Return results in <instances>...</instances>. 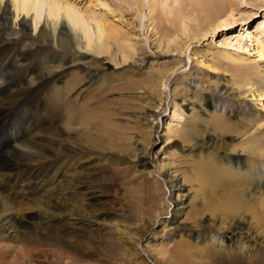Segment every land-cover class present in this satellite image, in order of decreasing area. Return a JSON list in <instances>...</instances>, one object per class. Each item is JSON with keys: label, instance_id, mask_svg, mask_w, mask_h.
<instances>
[{"label": "bare ground", "instance_id": "bare-ground-1", "mask_svg": "<svg viewBox=\"0 0 264 264\" xmlns=\"http://www.w3.org/2000/svg\"><path fill=\"white\" fill-rule=\"evenodd\" d=\"M4 1L0 0V244L14 239L17 241L16 236H42L44 243L56 254L59 264H106L112 261L113 264H264V234L255 235L256 232L246 228L242 221L234 222L232 219L226 223L228 227H222L217 225L220 220L212 214L202 218L204 212L219 209L225 214H242L247 208L251 209L252 199L258 197L261 202L260 216L264 221L263 157H260L261 160L253 158L259 161L244 163L241 158L228 153L230 144L224 138L214 136L217 130L225 128L219 125V120L214 122L209 119L206 122L214 132L207 126L200 127L190 121L177 130L180 141L170 149L173 153L177 149L188 153L193 164L184 159L187 156H182L180 164H189L185 171H164L166 165L151 163L149 159L157 144L156 134L161 126L158 121L168 109L164 106L162 95H168L165 90L170 77L177 73L176 69L146 80L150 87L147 86L144 93L141 89V96H129L127 104L136 106V113L128 114L130 107L125 106L126 103L113 111L101 107L89 109L84 95L89 88L102 81L101 73L107 71L100 59L75 51L73 38L64 30V23L61 26L53 23V34L43 26L38 37L28 41L26 23L20 25L19 32L8 26V8H13L16 19L21 14L28 16L34 12V23H38L43 10L49 18L63 16L68 23L80 29L87 48L94 45L97 56L112 51L122 56L124 62L131 60L134 56L120 51L122 45L114 44L113 28L99 17H88L69 1ZM137 1L132 0L131 3L138 5ZM199 1L173 0L174 4H186L192 11H180L175 19L177 21H171L175 31L162 33L163 44L168 51L180 53L185 49L186 53L191 46L190 41L219 31L234 18L232 5L223 3L216 13H206V9H202L203 16L196 17L197 28L193 29L187 21L198 12ZM221 13L222 19H218ZM88 20L94 25H88ZM92 29L93 34L98 35V41L102 40L100 44L96 42L92 45ZM4 35H15L16 38L8 40ZM55 40L58 50L51 47ZM78 45L83 46L82 43ZM257 49L259 57L264 58V43L258 42ZM221 58L227 59L219 62L225 70L236 69L243 74L239 79L242 87H250L249 93L253 97L264 98L263 82L256 79L261 75L256 61L244 63L230 53H222ZM228 60L231 62L224 65ZM77 63L84 66H75ZM67 65L80 69L69 75L72 68L65 69ZM131 84L141 85L137 81ZM152 87L157 91L153 92ZM203 100L207 108L225 106V110L228 108L232 113L228 120L232 118L230 101L216 92L210 96H198L195 104H201ZM261 104L264 105V102L261 101ZM174 107L175 115L180 117L182 114L177 103ZM207 108L206 111H210ZM159 109L161 112H158ZM58 112L64 113V116L56 121ZM124 116L130 120H121ZM245 118L249 124L260 121L254 112ZM122 121L132 127L128 124L126 127ZM171 123L167 122L166 126H171L166 129L175 133L173 128L176 125ZM2 126H5V132L1 131ZM236 128L242 132L248 126ZM224 131L228 133L227 128ZM259 148H263L260 143L246 150L255 154L253 151ZM172 163L168 166H173ZM179 172L184 184L191 183L189 192L193 190L196 198L202 197L200 206L197 205L202 211L192 220L186 239L182 240L183 236L179 235L181 240L170 251L166 248L168 250L162 252L154 245L144 243L148 240L147 234L154 231L157 225H163V230H157L158 235L170 227H174L175 231L180 228L178 217L182 207L176 204L175 199L184 198L185 188L180 185ZM116 178L125 180L127 194L133 190L139 203L144 200L147 203L138 205V212L133 217L127 212L128 205L120 208L111 199L116 195V183L113 185L111 181ZM228 179L237 185H227V193H218L216 187H223ZM246 186L252 190H247ZM175 205H178L176 214L167 218ZM18 208L31 213L27 217L33 220V224L24 220L25 214ZM225 230L231 234L245 232L243 234L247 239H237L234 235L225 238ZM198 243L203 245L204 250L196 247ZM17 253V256H12L18 257L19 261L22 255ZM10 255L0 247V258Z\"/></svg>", "mask_w": 264, "mask_h": 264}, {"label": "rangeland", "instance_id": "rangeland-1", "mask_svg": "<svg viewBox=\"0 0 264 264\" xmlns=\"http://www.w3.org/2000/svg\"><path fill=\"white\" fill-rule=\"evenodd\" d=\"M6 1H4V3ZM59 1L61 3L69 1L68 3L77 6L80 10H82V13H87L90 18L99 17L100 20L113 28L114 44L117 43L118 45L120 44L119 46L122 45L123 47L120 48L117 45L120 48V51L124 50V53L128 52L131 56H134L131 60H125V62L122 59V56L119 54L116 55L115 53L113 54L111 50L110 51L112 53L109 52L107 55L104 54L97 56L94 52L93 44H96V42L100 44L102 40H100V42L98 41V35L96 36L95 33L93 34V29L91 30V43L93 47L91 46V48H87L84 45L85 38L83 33L74 25L68 23L63 16H59L56 19L49 18L47 12L43 10L40 14L39 20L37 21L38 23H34L32 20L34 12L30 13L28 16L21 14V16L16 19L13 8H8L10 12L8 14V26L15 32H19L20 25L22 23H26V36L28 41L31 42L35 40L43 26H46V29L50 30L51 34H53V23L58 24L59 26L64 23V30L66 29V32H68V34L70 33L69 35L73 38L74 50L88 55H94L100 59L99 62H102L107 71L101 73L103 77L102 81L98 82L86 91L84 97L85 102L88 104L87 108L88 106L89 109L93 107H101L102 109L113 111V109L119 108L122 103H126L125 106H129V104H127L129 96L134 94H140L141 96L144 91L150 87V84L148 85L146 80L158 77L160 73H165L170 69H176L177 73L174 72V74L170 77L171 80L169 86H167V89L165 90V93L168 95H162V99L165 100L164 106L168 109L164 114H162L161 119L158 121L161 126L156 134L157 144L151 151V157L149 159L151 163L159 162L163 167L166 165L164 171L173 172L175 169L185 171V168L189 167V164H186L185 166L180 164L181 159H183L182 156H187L184 157V159L190 161V165H192L193 159H191V156H189L188 153H183L179 149H177L175 153H173V149H170L171 146L180 141L177 137L179 133L177 130L181 129L185 124H189L190 121L195 122L196 125L200 127L207 126L206 122L209 119L214 122L219 120V125L227 128V134H225V128L223 130L221 128V130L219 129L216 131L214 136L224 138L226 142L230 144L228 153L231 156L241 158L244 163H246V161H259L261 160L260 157H263L262 160H264V105L261 104V101L264 102V98L253 97L249 93L250 87H242L239 84V79L243 75L242 73H239L236 69L225 70L224 66L219 64L222 60H227L225 58H221L222 53H230L233 58L241 59L244 63H250L251 60L256 61L259 65V71L261 73V75L257 76L256 79L263 82L264 87V58H260L257 54V43H264V0H200V6L197 7L198 12L193 13L191 15V19L187 21V24L190 25L191 28H197L196 17L201 18L203 16L202 9H206V13H216L218 6L223 3H229L232 5L231 9L233 10L234 18L224 24L225 26L221 27L222 29H219V31L209 33L203 38L199 37L197 40L190 41L189 45L191 46L186 53H184L185 49H182L183 51L180 53L168 51L164 47V39L162 36V33H171L175 31V26L171 24V21H177L175 19L177 18V15H179L180 11H192L191 7L187 8L186 4H174L173 0H138V5H135L136 2L131 3L132 0ZM222 17L223 14L221 13L218 19H222ZM87 24L90 25L92 22L88 20ZM205 32L206 31L202 34ZM3 37L8 40H14L16 38L15 35H4ZM183 40L189 42V40L185 37H183ZM78 43H82L83 46H79ZM51 47H54L56 50L59 49L56 40L51 43ZM230 62L231 60H228V62L224 63V65ZM185 64H187L186 67ZM75 66H84V64L77 63ZM73 67L74 65H67L64 68H72L69 75H73L80 69V67ZM194 69H196V71ZM65 74L68 75V71H66ZM132 81H137L141 85L132 86ZM218 87L219 89H217ZM175 88H177L176 91L174 90ZM188 88L190 91H188ZM141 89L143 90V93ZM155 91H157V88H154L153 92ZM214 92H216L218 96L230 101L229 106H232L233 108V116L230 120H228V118L232 113L228 108L225 110V106L223 105L216 109H211L207 108L204 100L201 104L200 102L195 104L198 96H210ZM100 95L102 96L100 97ZM174 102H176L177 106H179V110L182 114L180 117L175 115L174 106L176 103L174 104ZM161 106L163 108V104ZM129 107L130 109H134H129L127 111L128 114L130 112L132 114V112L136 113L138 111L137 107L132 106V104ZM206 108L210 111H206ZM160 109L158 112H161ZM250 112H254L260 121L254 124H249L246 120H244L245 116ZM63 116L64 113L58 112L56 114V121L60 120ZM37 117L38 116H36V118ZM121 120L130 119L124 116ZM122 122L125 126L128 124L125 121ZM167 122H172V125H176L173 128L175 133H169V131H167L166 128L171 126H166ZM128 126L132 127L131 124H128ZM236 126H248V128L245 131L239 132ZM206 128H208L211 132H214L212 127L207 126ZM5 130V126H2L1 131L5 132ZM44 135L45 133H43V136ZM168 137H170V140L167 139ZM259 143L263 146L262 149L259 148L256 151H253L256 152L255 154H252L251 152L248 153L249 151L246 150L247 148ZM257 151L262 152L258 153ZM171 154H173V156H170ZM253 158L259 160H255ZM171 162H174L172 163L173 166H168V164L171 165ZM178 177L180 185L186 189H184L183 199H175L176 204H181L180 206L182 207L180 210L181 213L178 217L180 228L175 231V229H173L174 227H170L165 229V232L162 235H158L157 230H163V225H157L154 231H150L147 234L148 240L144 243L154 245L156 249H160L162 252L168 249L170 251L172 246L181 240L180 236H183L182 240L186 239L189 232L188 230L192 227V220L202 211V209L198 210L197 208V205L200 206L202 197L196 198L193 190L189 192L188 189L192 185L189 182L184 184L181 172L178 173ZM162 180L163 177L160 178V181ZM111 182L113 185L116 183L114 185V194L116 195H113L111 199L115 200L116 204L119 205L120 208H123V205H128L127 212L130 214V217L137 214L138 205H147L145 200L140 201L142 203H139L137 195L133 192V190H130L128 194L126 193L127 188H124L125 180L116 178ZM230 184L235 183L228 179L224 182L223 187H216L218 193H222L223 191L227 193V185ZM249 188L251 187L246 186V189L251 191L252 188ZM146 190L147 189L145 188V191ZM262 191H264V189ZM167 197L169 198L170 195ZM252 200L251 209H249L250 207L247 208V210L242 214H238L236 212L225 214L219 209L216 212H204L202 218H206L212 214L220 220L217 225H221L222 227H228L229 225L226 223L230 222L232 219L234 222L242 221L246 228H251V230L256 232L255 235L257 233L264 234V221L260 216L261 202L258 197L253 198ZM177 207L178 205H175L171 208V213L167 216V218H171L176 214ZM21 209L18 208L20 212L23 211V209ZM23 212L22 213L25 214L24 220L33 224V220L27 217L30 212H26L25 210ZM149 213L151 212H147V214ZM159 220L160 219H158V221ZM243 233L231 234L230 231L225 230L224 235L226 236L224 237L229 238L234 235L237 239L241 237L246 240L247 236ZM176 235H178V237ZM41 237L42 236H16L17 241L14 239L8 243L0 244L4 253H11L8 257L0 258V263H3L4 259H7L3 264H59L56 259V254L53 252L52 248L47 245V243H44ZM220 237L224 239L223 236ZM263 239L260 241H263ZM248 240L256 242L253 239ZM196 247L204 250L203 245L199 243ZM17 252L22 255L19 261L18 257H16V259L12 256ZM113 262L114 261L106 264H113ZM244 264L249 263L245 262Z\"/></svg>", "mask_w": 264, "mask_h": 264}]
</instances>
